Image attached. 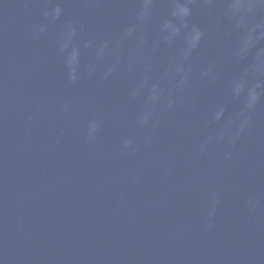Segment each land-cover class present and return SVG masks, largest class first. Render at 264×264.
Wrapping results in <instances>:
<instances>
[{
	"label": "water",
	"instance_id": "1",
	"mask_svg": "<svg viewBox=\"0 0 264 264\" xmlns=\"http://www.w3.org/2000/svg\"><path fill=\"white\" fill-rule=\"evenodd\" d=\"M0 264H264V0H0Z\"/></svg>",
	"mask_w": 264,
	"mask_h": 264
},
{
	"label": "clouds",
	"instance_id": "2",
	"mask_svg": "<svg viewBox=\"0 0 264 264\" xmlns=\"http://www.w3.org/2000/svg\"><path fill=\"white\" fill-rule=\"evenodd\" d=\"M254 96V95H253Z\"/></svg>",
	"mask_w": 264,
	"mask_h": 264
}]
</instances>
